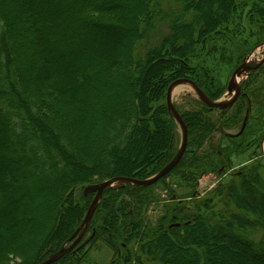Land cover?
Listing matches in <instances>:
<instances>
[{
    "label": "trees",
    "instance_id": "trees-1",
    "mask_svg": "<svg viewBox=\"0 0 264 264\" xmlns=\"http://www.w3.org/2000/svg\"><path fill=\"white\" fill-rule=\"evenodd\" d=\"M201 1L0 0V264H39L70 239L94 196L83 197L80 208L73 200L76 185L114 177L147 179L174 159L176 124L164 118L165 100L158 105L167 87L188 79L211 101L225 91L212 70L188 65L198 43L213 44L209 37L231 20L237 0H206L205 10L198 8ZM215 11L217 19L211 16ZM240 88L227 108L177 110L187 128L184 154L168 173L180 169L178 199L163 201L159 215L147 221L149 206L159 202L152 197L157 183L105 189L88 223V242L52 264H81L83 248L97 241L113 253L111 264H216L213 250L220 249L226 227H231L227 245L260 262L250 252L257 249L264 256V185L257 168L230 171L208 196L197 192L201 174L225 173L232 156L251 158L255 148L248 162H261L264 65ZM90 90L95 100L85 98ZM214 112L215 119L210 117ZM70 121L75 126L69 127ZM217 125L240 128V133L222 136L217 146L209 141L210 150H202ZM254 127L250 144V133H244ZM140 140L147 148L125 172L121 155ZM5 165L15 172L7 173ZM6 177L15 183L11 192L1 189ZM115 192L118 198L106 199ZM240 192L250 193L262 214L237 213ZM44 220L48 225L43 227ZM16 224L27 228L10 241L8 230H17Z\"/></svg>",
    "mask_w": 264,
    "mask_h": 264
},
{
    "label": "rangeland",
    "instance_id": "rangeland-1",
    "mask_svg": "<svg viewBox=\"0 0 264 264\" xmlns=\"http://www.w3.org/2000/svg\"><path fill=\"white\" fill-rule=\"evenodd\" d=\"M164 5L167 4V0H161ZM260 0H237V7L238 9L235 10L233 13L231 20H229L227 23L225 22L223 25H221L218 29L217 34L212 33L209 37L210 41H213V48L211 49L212 45L206 43L204 46H202L200 43H198L195 46V53L194 56L189 60V69H198L200 66H202L204 69L208 68L214 72V80H216L217 84L221 87H224L225 91L223 92L222 96L215 100L218 103H226L229 99H231V95L227 93L226 88L228 81L231 77V74L233 71L243 62H245L249 67L255 66L264 56V14H257V11L264 10V4L259 2ZM261 2H264L263 0ZM209 3L206 0H202L200 3L199 9L205 10L208 8ZM213 4V3H211ZM212 7V6H211ZM257 8V9H256ZM256 9V10H255ZM212 18L220 17L219 12L215 11V13L211 14ZM220 19V18H219ZM200 20H196V22H199ZM166 30V27H164V30H162L161 33H163ZM226 31L227 33H225ZM215 35V36H213ZM220 35V36H219ZM259 41V42H258ZM245 54V55H244ZM242 56V57H241ZM264 65V64H263ZM262 65V66H263ZM256 70V69H255ZM254 70H248L246 71L239 79L238 86L240 88V85L243 84L250 76V74ZM260 82V80H258ZM241 90V88H240ZM79 94V93H77ZM88 96H90V99L95 100L96 99V92L94 90L89 91V95L85 97L86 99H89ZM84 98V99H85ZM164 98V99H163ZM166 99V91L164 92V96L162 97L161 101L158 103L163 104V101ZM170 100L172 101L175 108L181 112H191L195 110H199L202 105V101L199 99L196 92L190 87L188 84H177L174 86L172 91L170 92ZM166 103V100H165ZM222 111V110H221ZM220 112V111H218ZM218 112H214L210 114V117L213 119L216 118L218 115ZM70 117V116H69ZM166 120L170 119L173 120L170 110L168 111V116L164 117ZM247 122V115L244 117L243 123L241 126H245ZM69 127L75 126L72 124V121L69 123ZM174 134L177 138V146H180L181 143V131L178 128V126H174L172 128ZM255 127L251 128L248 131H245L244 134L247 132L250 133V136H248V143L253 142V133L255 132ZM240 133V128L235 127L234 129L225 130L222 129L220 126H216L215 131L210 136V140H207L206 143H204L202 150L208 151L210 150L208 147L209 141L212 142V145L217 146L220 143V139L222 136H231V137H237ZM243 134V135H244ZM252 134V135H251ZM87 135L84 136L86 138ZM143 148H147V144L143 147V142L140 140L137 146H135L132 150L127 151L126 153H122L121 160L124 161L126 165V169H123L125 172L131 171L134 167L132 165V161H136L138 159L139 154L143 153ZM179 149V147H178ZM255 152V148H251ZM253 151H251V158L254 155ZM257 154V153H256ZM216 155L218 157L224 158V154L216 151ZM12 158V157H10ZM134 158V159H133ZM231 163L228 164L227 167L229 169L223 173L222 171L214 174L212 173H202L199 178V183L197 186V192L199 193V196L202 197L204 195H207L212 190H214L217 186L219 181L222 180V182L227 181L226 175L232 171V170H239L243 167H250L247 169L250 170L251 167L257 168V173L260 177V181L262 185H264V160H260V163L252 164L250 161L251 158L244 155L242 157L236 158L235 156L231 157ZM254 158V157H253ZM252 158V159H253ZM255 162V161H254ZM258 166H257V165ZM256 165V166H255ZM6 166V172L10 173L11 175L15 172L10 165ZM182 169V168H181ZM179 168H175L173 173L167 174L162 179H160L154 188V192L152 197L155 198V201L159 200V202L152 203L147 212H146V220L152 221L155 217H157L160 213V209L163 206V201L166 203L172 202L174 199H178V196L181 195L180 190L178 189V182L177 179L179 176ZM150 173H146L148 175ZM153 173H151L152 175ZM247 175L248 173H244ZM98 175L100 177H103L101 172H98ZM97 175V176H98ZM150 175V176H151ZM98 176V177H99ZM97 178V177H96ZM150 178V177H148ZM147 178V179H148ZM20 184V181L18 182ZM27 183V184H26ZM25 188L27 189V192H32L30 189L31 185L26 182ZM15 183L11 181L9 178H5L2 182V188L6 189L8 192H11L12 189H14ZM172 191L174 194L172 196H167L166 191ZM83 187L78 184L73 190L74 195V203L77 204L80 208L84 209L85 200L83 197H86L83 195ZM239 194V203L234 205L236 208V212L238 213H251V215H260L261 209L258 208L255 202L252 201V197L250 193L240 192ZM37 196L33 198V201L28 204V207L26 209L28 211L31 210V208L35 207V201L38 200L40 196L43 194L39 193L36 194ZM118 193H108L106 196L107 198L112 197V199L118 198ZM208 196V195H207ZM5 197V194H4ZM205 197V196H204ZM171 198V199H170ZM105 199V200H106ZM165 203V205H167ZM235 204V203H234ZM170 205V204H169ZM50 208V204L48 206ZM100 208V207H99ZM30 209V210H29ZM40 214V213H39ZM13 216V214H12ZM15 217L18 216V214L14 215ZM36 216V215H35ZM41 224L44 226L48 225V221L44 220L41 222ZM17 225V230H8L10 232V241H13L15 236L18 237L22 236L24 230H26V226L24 225ZM225 228L224 238L221 240V242H218V247L220 249H214V253L212 254L214 263L216 264H264V256L260 253L257 249H250V252L252 254H256L259 258H262L258 261L260 262H250L248 259H246L244 256H242L235 245L230 244V247L227 245V242L225 238H227L231 227ZM11 234L13 238L11 237ZM2 238L6 241H9V236L6 233H2ZM84 234L82 237V243L88 242L89 236ZM12 238V239H11ZM67 246V245H66ZM120 254V253H119ZM122 256V254H120ZM113 253L102 244V242L97 241L94 244L90 245L87 244L85 248L82 250L81 257L78 258V261L81 264H111L113 261ZM17 261V260H16Z\"/></svg>",
    "mask_w": 264,
    "mask_h": 264
},
{
    "label": "water",
    "instance_id": "water-1",
    "mask_svg": "<svg viewBox=\"0 0 264 264\" xmlns=\"http://www.w3.org/2000/svg\"><path fill=\"white\" fill-rule=\"evenodd\" d=\"M264 64V56L263 58L253 67H249L245 62L241 63L231 74V77L228 81L227 84V93L231 95V99H229L226 103H218L211 101L208 99L205 94L190 80L188 79H179L171 83L166 91V105L168 109L171 112V115L175 122L179 125L180 130H181V144L180 148L174 157L172 161H170L165 167H163L157 174L153 175L152 177L145 179V180H137L133 178H128V177H114L111 178L107 181H104L99 184H92V185H87L83 189V195H87L88 193H93V199L87 209V212L84 216V219L78 229L72 234L71 238L73 241L68 247L62 246L57 252L53 253L50 255L47 259L43 260L39 264H52L56 260H58L60 257L65 255L68 251L73 249L80 239L83 237L85 231L87 230L88 223L91 220L93 213L95 211V208L97 204L99 203L102 193L105 189H116L122 184H131L134 186H148L156 183L159 179L164 177L166 174H168L180 161L182 155L184 154V151L186 149V144H187V128L182 120L181 116L173 106V104L170 101V92L173 89V87L177 84H188L192 89L196 92L198 95L199 99L204 103L206 106L211 107V108H225L230 105H232L236 99L239 96L240 93V88L238 86L239 79L242 77V75L248 71V70H254L260 67L261 65Z\"/></svg>",
    "mask_w": 264,
    "mask_h": 264
},
{
    "label": "built area",
    "instance_id": "built-area-1",
    "mask_svg": "<svg viewBox=\"0 0 264 264\" xmlns=\"http://www.w3.org/2000/svg\"><path fill=\"white\" fill-rule=\"evenodd\" d=\"M260 152H261V156L264 157V137L260 144Z\"/></svg>",
    "mask_w": 264,
    "mask_h": 264
},
{
    "label": "bare ground",
    "instance_id": "bare-ground-1",
    "mask_svg": "<svg viewBox=\"0 0 264 264\" xmlns=\"http://www.w3.org/2000/svg\"><path fill=\"white\" fill-rule=\"evenodd\" d=\"M242 77H244V76H242Z\"/></svg>",
    "mask_w": 264,
    "mask_h": 264
}]
</instances>
